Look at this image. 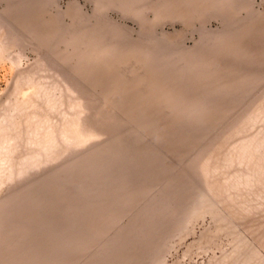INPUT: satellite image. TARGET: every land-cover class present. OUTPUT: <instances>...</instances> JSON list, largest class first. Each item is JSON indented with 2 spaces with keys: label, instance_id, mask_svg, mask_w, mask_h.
Segmentation results:
<instances>
[{
  "label": "rangeland",
  "instance_id": "1",
  "mask_svg": "<svg viewBox=\"0 0 264 264\" xmlns=\"http://www.w3.org/2000/svg\"><path fill=\"white\" fill-rule=\"evenodd\" d=\"M0 264H264V0H0Z\"/></svg>",
  "mask_w": 264,
  "mask_h": 264
}]
</instances>
